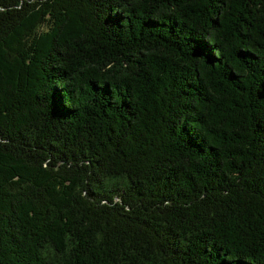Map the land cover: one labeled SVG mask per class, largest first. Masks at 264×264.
<instances>
[{
  "label": "trees",
  "instance_id": "1",
  "mask_svg": "<svg viewBox=\"0 0 264 264\" xmlns=\"http://www.w3.org/2000/svg\"><path fill=\"white\" fill-rule=\"evenodd\" d=\"M0 264H264V0H0Z\"/></svg>",
  "mask_w": 264,
  "mask_h": 264
}]
</instances>
